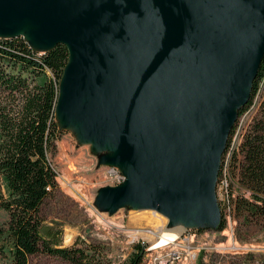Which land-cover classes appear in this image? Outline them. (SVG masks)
I'll return each instance as SVG.
<instances>
[{
	"label": "water",
	"instance_id": "obj_1",
	"mask_svg": "<svg viewBox=\"0 0 264 264\" xmlns=\"http://www.w3.org/2000/svg\"><path fill=\"white\" fill-rule=\"evenodd\" d=\"M18 36L68 50L58 127L123 175L98 189L99 210L217 229L221 157L264 54V0H0V38Z\"/></svg>",
	"mask_w": 264,
	"mask_h": 264
},
{
	"label": "trees",
	"instance_id": "obj_2",
	"mask_svg": "<svg viewBox=\"0 0 264 264\" xmlns=\"http://www.w3.org/2000/svg\"><path fill=\"white\" fill-rule=\"evenodd\" d=\"M67 60L63 44L41 53L21 36L0 38V209L5 213L0 222V264H30V258L38 254L69 264H110L100 243L77 237L63 246L62 229L45 223L42 215L44 201L57 189L51 156L61 130L54 109ZM263 75L264 54L250 97L237 117L247 108ZM234 130L235 124L221 157L218 179ZM228 169L240 190L234 193L233 216L246 229H264V112L241 133ZM218 204L220 231L225 215ZM124 264H145L141 243L134 245Z\"/></svg>",
	"mask_w": 264,
	"mask_h": 264
},
{
	"label": "rangeland",
	"instance_id": "obj_3",
	"mask_svg": "<svg viewBox=\"0 0 264 264\" xmlns=\"http://www.w3.org/2000/svg\"><path fill=\"white\" fill-rule=\"evenodd\" d=\"M252 112L237 117L234 131L244 133L253 118L264 112V101ZM234 144L233 148H228L224 158L232 159L233 150L238 145L237 138ZM100 155L92 151L89 144L79 143L71 130L60 131L55 152L51 156L57 173V189L44 201L42 215L45 223L62 229L63 246L71 245L77 237L100 243L110 264H124L140 240L144 241L146 260L151 253L166 259V264H264V229L256 226L246 229L234 216L225 218L224 232L178 225L181 230L174 243L148 251V246L158 239L159 232L171 226L167 225L164 216L152 210L129 207L120 208L115 213L99 210L95 205L98 189L122 181H117L116 175L110 173L109 166L99 164ZM233 191L237 193L240 190L234 186ZM217 192L216 185L218 198ZM4 218L5 213L0 209V222ZM231 230L234 231L233 238ZM234 242L241 247L240 252L218 251L225 250L227 245ZM189 251L195 254L193 259L185 257ZM171 252L176 253L178 258L171 261ZM30 264L69 263L57 257L38 254L30 258Z\"/></svg>",
	"mask_w": 264,
	"mask_h": 264
},
{
	"label": "built area",
	"instance_id": "obj_4",
	"mask_svg": "<svg viewBox=\"0 0 264 264\" xmlns=\"http://www.w3.org/2000/svg\"><path fill=\"white\" fill-rule=\"evenodd\" d=\"M264 100V75L260 78L255 94L252 96L250 103L247 105V108L243 111L242 115H249L251 114V112L255 111L260 103ZM252 112V113H253ZM241 137V134H238V132L234 131L231 141H230V145L229 148H233L234 147V139L237 138V143L239 142ZM234 144V145H233ZM237 146V144H236ZM228 161L229 158H224L223 160V167H222V173L221 176L218 179V183H217V189H218V202L220 203L223 213L225 215L226 219H230L233 216V210H234V203H233V199H234V192L229 194V189H230V185L233 183V185L236 186V184L234 183V179L231 177L229 171H228ZM110 173L116 175V179L117 181H121L123 179V175L121 173V171L117 168V167H110ZM234 187V186H233ZM247 193V192H246ZM218 230V229H217ZM219 231V230H218ZM226 231V229L220 230V232H224ZM184 237H186V235H184ZM231 237H234V231L231 230ZM178 236L173 239L170 240V242H168L166 245L170 244V243H174L177 240ZM142 245H144V241L140 240V242ZM156 243L151 244L150 246H148L147 250L151 251V250H155L157 248H155ZM165 245V246H166ZM225 250H218L219 252L222 251H227V252H231V253H236V252H240L241 251V247L239 246V244L237 242H234V244H229L225 247ZM172 257L170 258L171 261L174 260L175 258H178V256L176 255V253L174 254L173 252H171ZM145 257V254H144ZM186 258L189 259H193V257H195V254L193 253V251H189L187 256H185ZM168 259V260H170ZM146 260V259H145ZM147 261V264H166L167 260L164 258H161L158 255H152L150 253L149 258ZM145 261V263H146Z\"/></svg>",
	"mask_w": 264,
	"mask_h": 264
},
{
	"label": "bare ground",
	"instance_id": "obj_5",
	"mask_svg": "<svg viewBox=\"0 0 264 264\" xmlns=\"http://www.w3.org/2000/svg\"><path fill=\"white\" fill-rule=\"evenodd\" d=\"M180 228L178 227V225H171V227L169 228H165L163 229L162 233L159 232V237L158 239L155 241L156 245L155 248H161L163 246H165L168 242H170V240H173L177 237L178 233L180 232Z\"/></svg>",
	"mask_w": 264,
	"mask_h": 264
}]
</instances>
